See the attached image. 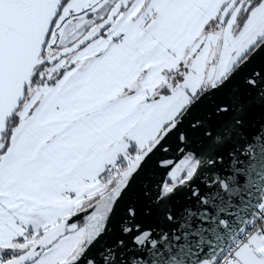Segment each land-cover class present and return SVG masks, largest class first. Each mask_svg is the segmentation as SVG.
I'll return each mask as SVG.
<instances>
[{
	"label": "snow or ice",
	"instance_id": "obj_1",
	"mask_svg": "<svg viewBox=\"0 0 264 264\" xmlns=\"http://www.w3.org/2000/svg\"><path fill=\"white\" fill-rule=\"evenodd\" d=\"M0 264H264V0H0Z\"/></svg>",
	"mask_w": 264,
	"mask_h": 264
},
{
	"label": "water",
	"instance_id": "obj_2",
	"mask_svg": "<svg viewBox=\"0 0 264 264\" xmlns=\"http://www.w3.org/2000/svg\"><path fill=\"white\" fill-rule=\"evenodd\" d=\"M251 212L252 209L251 208H246L243 212L239 213V221H238V225L240 228H244L247 226V223L250 220L251 217Z\"/></svg>",
	"mask_w": 264,
	"mask_h": 264
}]
</instances>
